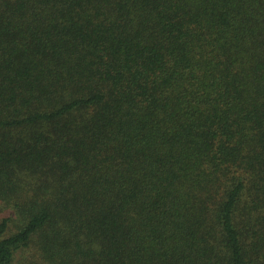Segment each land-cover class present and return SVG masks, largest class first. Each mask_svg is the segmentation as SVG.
<instances>
[{"label":"trees","instance_id":"16d2710c","mask_svg":"<svg viewBox=\"0 0 264 264\" xmlns=\"http://www.w3.org/2000/svg\"><path fill=\"white\" fill-rule=\"evenodd\" d=\"M0 264H264V0H0Z\"/></svg>","mask_w":264,"mask_h":264}]
</instances>
